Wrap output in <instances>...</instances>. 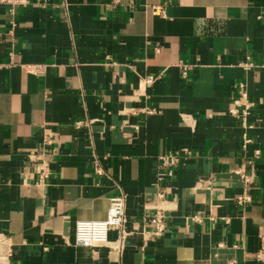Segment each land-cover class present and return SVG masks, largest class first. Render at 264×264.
<instances>
[{"label": "crops", "instance_id": "crops-1", "mask_svg": "<svg viewBox=\"0 0 264 264\" xmlns=\"http://www.w3.org/2000/svg\"><path fill=\"white\" fill-rule=\"evenodd\" d=\"M242 89L247 127L228 110ZM119 191L123 223L76 245ZM0 264H264V0L0 3Z\"/></svg>", "mask_w": 264, "mask_h": 264}, {"label": "built area", "instance_id": "built-area-1", "mask_svg": "<svg viewBox=\"0 0 264 264\" xmlns=\"http://www.w3.org/2000/svg\"><path fill=\"white\" fill-rule=\"evenodd\" d=\"M28 0H0V3H5L9 5H24ZM154 12L163 13L164 9L160 6L153 7ZM244 68H249L254 66V63L250 60H244L239 62ZM187 66L183 65L182 75H186ZM155 80L153 74L148 75L144 78L143 82L146 85L151 84ZM240 86H243V82H239ZM253 102L247 98V93L244 89L241 90L239 96L232 99V105L228 108L229 112L237 116L241 126L247 127L251 124L248 121V116L251 113ZM147 112L152 111V108H146ZM80 122V121H79ZM250 141V138L243 134V146ZM52 144V138L50 134H44L42 136L41 150H48ZM43 151V150H42ZM44 152V151H43ZM41 152V154H43ZM259 150H256L258 153ZM191 150L188 146H181L174 150H167L158 154L159 164L162 167H173L177 164L181 158L189 155ZM252 165V159L245 160L241 162L238 166L231 169V172L240 177L243 181V191L236 194L235 200L238 203L248 201L250 195L247 189L251 185V175L250 166ZM40 179L46 178L48 176V163L41 158L40 160ZM168 173H171V169H168ZM157 197H162V192L157 193ZM125 199L126 196L123 192L119 191L109 198V205L107 208L106 216L103 218H79L74 222V242L76 245L82 246H95L100 244H106L108 241V229L113 225H119L123 223L125 219ZM148 219L152 225L151 233L153 235H159L165 228V214L163 208L157 207L148 216ZM259 256V255H258Z\"/></svg>", "mask_w": 264, "mask_h": 264}]
</instances>
